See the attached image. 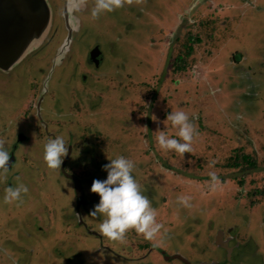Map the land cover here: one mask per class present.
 <instances>
[{
	"label": "rangeland",
	"instance_id": "obj_1",
	"mask_svg": "<svg viewBox=\"0 0 264 264\" xmlns=\"http://www.w3.org/2000/svg\"><path fill=\"white\" fill-rule=\"evenodd\" d=\"M187 1L192 2L191 0ZM93 2L95 3V0ZM129 2H133L135 6L133 8L136 9L131 12L121 11L123 6H127ZM229 2L235 3V7L233 6L225 12L229 16L231 26H227V32L218 38L220 46L216 47L217 51L209 53L206 45L200 46L197 42L195 50L185 61L187 64L183 69L177 70V64H175L179 52L177 45L186 35L182 31L180 33L173 32L178 30L177 22L181 20L180 15L183 16V6L180 0H122L121 7L114 8L111 12L106 11L103 16L98 14L94 19L95 27L83 25L75 34L68 55L70 58L67 57L65 62L67 66L64 69L55 70L56 75L59 74L53 77L55 81L51 85L52 99L47 98L46 104L59 108L61 103L63 107L68 106L70 103L69 86L66 84L65 90L61 89L59 93L57 83L59 80H64L66 75H71L72 71L69 70L75 63V56L83 58L87 54L88 45L98 37L102 53L111 62L110 72L116 74L117 82H122L121 87L127 86L123 90L128 91L134 97L130 101L134 110L130 106L129 110L124 113H129L130 116L133 110L134 114L139 116L138 118L126 117L124 119L127 131L131 133L132 130H135L133 137L127 140L134 144V153H128L135 160L139 159L136 162L133 161L136 168L134 178L141 186L142 194L148 198L152 208L156 210L161 204V199L165 196L168 210L172 212L169 213L170 219L164 218L166 213L163 220L199 219L204 220L205 224L230 220L231 212L238 211L243 219L247 218V220H238L236 223L240 226L239 233L246 234L244 238L250 240L247 247V249L249 248L247 263L263 264L260 255L255 252V248H257L255 243H260L264 237L263 222L260 220L264 218V58L262 53L264 51V0H229ZM206 12L207 10L204 9L202 14H195L192 17L211 19L212 17L205 14ZM55 16V21L62 22L59 10ZM85 16L88 18L89 14ZM164 19L169 20L171 28V31L167 32V37H163L165 33L153 28V22L164 25ZM220 25L223 27L224 22ZM131 26L132 28H130ZM208 27L209 29L206 26L205 32L212 31L211 24ZM197 29L198 26L195 28L187 26L186 31L195 32ZM151 35H154L156 41L161 39L164 47L159 46L158 43V46L153 49V43L150 41ZM169 37L172 40L170 47L166 43ZM204 40L206 41L205 38ZM162 43L160 42L161 45ZM211 48L209 47V49ZM54 50V45L40 47L34 53V59L30 62L27 70L31 64L33 73L38 66L45 69L47 63L46 65L42 64L45 62L43 61L45 58L40 57L51 56ZM232 51L242 55V62L238 63L239 68L235 69L238 70V74L234 79L237 80L239 89L236 93H231L233 89L236 90V87H228L226 84L228 80L226 75L230 73L229 68L226 71L223 68L224 66L234 67L230 58ZM38 58L40 61H36ZM258 58L260 63L257 61ZM215 60L218 62L215 63ZM221 70L224 72H220ZM125 74H130V77ZM220 74L225 77L218 78ZM31 75L28 71L19 72V80H10L11 83L7 85L6 94L1 91L0 128L6 126L7 129L0 131V137L7 133L12 135L18 129L24 132L29 129L30 121L21 122V117H18L16 121L12 122L9 117L13 115L12 108L20 107L27 100L26 87L31 84L28 77L34 76ZM79 79L83 82V77H79ZM80 80L78 81L80 82ZM215 80L217 82H214ZM75 87L72 85L71 89H76ZM18 89L19 92L16 94L18 100L14 99V102H9L8 98L14 97ZM118 91L122 98L118 96L109 103L114 102L113 106L120 111L124 109L128 99L125 98L127 93L117 89V93ZM16 110L22 111L20 108ZM177 110L187 114L194 131L191 152L180 155L168 150L177 156L174 163L176 169L179 170L181 167L180 170L187 172L186 177L190 183L200 178L197 177L198 175L204 176L209 172H214L218 178L216 187L218 185L225 187L226 185L230 187V193L236 195L237 199L243 197V201L248 203L253 198H258L261 204L251 202L247 206L240 205L239 201L231 202L226 195L220 197L221 192L203 196V200L200 196V200H196L197 193L201 189L200 187L196 189V183L184 188L176 186L172 189V181L175 178H168L171 177V174L165 175L164 171H161L162 166L167 167L170 163L150 162L153 158L152 155L158 154L160 148L155 141L150 143L149 139L152 134L156 136L158 131H166L170 136L179 139L175 137L176 129L165 119L168 112ZM102 121L103 127L116 126V130H118L119 122H116L114 117L109 121L106 119ZM111 133L114 134L116 131ZM127 146L124 145L126 148ZM25 147L29 156L35 154L33 146L27 147L24 144L23 148ZM153 147L157 149L154 150ZM107 149L109 151V145ZM135 151H137V155ZM27 153L24 155L25 157H27ZM241 153L246 154L240 155ZM21 154L22 149L18 154L14 170L11 171L14 175L8 171L0 176V239H4L7 249L15 253L14 256L7 255V258H12L9 261L10 264H27L30 261L29 256L31 259H35L38 264H50L48 257L53 254L50 252L53 248L44 250L45 247H42L40 241L38 244L35 238L30 235L20 238V230L13 234L11 230H7V226L13 224L14 228L21 226L23 232H33L36 229L37 217L41 215L39 210L45 209L47 201L45 194L49 190L55 189V193L50 194V197L56 201L57 195L60 193L56 186L65 185V181L58 182L52 179L50 175H54V173L50 169H46L47 167H44L42 163L38 166L31 165L30 159L20 158ZM233 154H236V161L242 163L241 165L230 168L219 165L225 163L227 158ZM250 155L256 160V167L248 165L252 161V158H249ZM140 159L145 161H140ZM139 163L140 166H138ZM146 168L152 170L150 177L142 172ZM100 174L101 169H98L95 178L103 179L104 176ZM185 175L183 174V176ZM194 175H196L195 178L191 177ZM239 179L243 180L242 185L237 182ZM207 181L210 183V180ZM21 183L26 186L27 192L21 193L19 200L5 203L3 201L5 187H14ZM204 189H206L205 186ZM177 196H189L191 198L190 206H182L176 199ZM90 198L94 200L95 204L96 200L91 194ZM219 199H221L220 202ZM155 213L157 214L158 211ZM44 216L42 217L45 220ZM103 218L101 216V220ZM7 220L10 222L8 225ZM88 220L96 224L93 221L95 219L90 217ZM97 223L100 224V222ZM25 224L28 226L27 229L24 228ZM203 227L206 230V225ZM89 249V244L86 247L80 246L81 254L89 253ZM69 251L71 253L68 254L72 257L71 261H68L69 264H97L99 261V254L96 252L88 258L87 262L84 259L81 262L80 256L74 254L75 252H72L71 249ZM61 252L64 251L61 249ZM59 261L60 264H68L64 263L61 257Z\"/></svg>",
	"mask_w": 264,
	"mask_h": 264
},
{
	"label": "flooded vegetation",
	"instance_id": "obj_2",
	"mask_svg": "<svg viewBox=\"0 0 264 264\" xmlns=\"http://www.w3.org/2000/svg\"><path fill=\"white\" fill-rule=\"evenodd\" d=\"M48 1L52 9V22L45 39L39 47L30 51L17 65L11 68V70L8 72L0 71V93L3 91L4 94L7 92V85L11 83L10 80H19V72L24 73L28 71L34 75H31L33 78L28 77L29 83L31 82V84L26 87L27 100L20 107L12 108L13 115L9 117L12 122L16 121L18 117H21V122L30 121L31 125L27 132L18 129L12 133L13 136L11 133H7V135L0 137V146L5 147L9 151L7 166L10 173L14 170L21 149L22 154L20 155V158L30 159V164L33 166H38L42 163V165L46 167L42 159L43 143L55 135H62L65 138L68 151L62 158L59 169H50L54 173V175L51 174L50 176L58 182H60V180L65 181V185L60 184L59 186H56L60 191L57 195L58 198L56 201L50 197V194L55 193V189L53 191L49 190L48 193L45 194L47 200L45 203V209L42 211L39 210V214L42 216L45 215V220L39 215L37 217L38 220H36V229L33 230V232L25 231V233L21 230L23 229L21 226L20 228H17V226L14 228V225L9 224L10 222H8V220L7 225H9L7 226V230H11L13 234H16L20 230V238L24 235H30L35 238L36 242H41L42 247H45L44 250L53 248L50 250L53 254L48 257L49 262L53 264H60V257L64 263L69 264L68 261H71L72 259L70 254H68L71 253L69 249H71L72 252H75L74 254L78 255V257L80 256L81 262L84 260L87 262L88 258L96 252V254H99V261L102 259V264H249L247 263V250H249L247 247L250 240L244 238L246 234L239 233L240 226L236 224L238 220H247V218L243 219L238 211H232L230 214L232 215V218L230 220L217 221L216 223L211 222L205 224L204 220L199 219L163 220L162 218L166 213L168 216L166 215L164 218L170 219L169 213L172 212L168 210L165 196L161 199L159 207L156 208V210L154 209L155 212L158 211L155 215V220L160 223L162 227L153 240L144 239L142 234L136 233L133 229L127 230L124 239L120 241L110 240L107 237L100 235L97 229V225H99L97 222L102 221L100 214H97L96 217L87 215L89 209L94 205V200H91L90 194L96 200L95 202L98 201V196L95 193L89 192L88 189L92 179L95 178L96 171L101 169V164L107 162V158H114L117 155H122L136 162L137 159L135 160V158L129 156L128 153L133 152L135 146L133 143L127 141L133 137L135 130H132L131 133L128 132V129L124 125V119L126 117L138 118L139 116L134 114L133 105H130L133 96L128 91L123 90L127 88V86L121 87L122 82H117L116 79L118 78L116 74L110 72L111 62L102 53L101 43L98 37L93 39L88 45V49L86 48L87 54L83 58H81V56H75V63L69 70L72 71L71 75H66L64 80H59L57 83L59 93L61 89L63 91L65 90L66 84L69 86L68 94L70 96V103L68 106L63 107L61 103L60 108L56 106V109V107L52 105L48 106L46 104L47 98L52 99L51 85L55 81L53 77L59 74L57 73L56 75L55 70L58 68L61 70L67 66L65 62L69 55L73 38L75 34L79 32L74 31L70 35V47L69 49L68 46L66 48L67 41L69 40H64L67 36L68 30L64 27L62 17V22L55 21V14H57L58 10L61 14L64 2L63 0ZM191 1L192 2L189 3L187 0H180L183 6V16L180 15L181 20L180 22H177L178 30L173 32L180 33L182 31L183 34L196 36L199 38L197 42L200 46L206 45L209 53L217 51L216 47L220 46L218 38L227 32V26H231L229 16H227L225 12L233 6L235 7V3L233 4L232 2H229V0ZM85 4L86 6L84 10L73 8L74 14L80 18L79 30L83 25L95 27V20L93 18L90 19V15L88 18L85 16L86 14H89L90 9L95 3L93 0H85ZM133 7H135L133 2H129L127 6H123L121 11L126 10V12H131L133 9H136ZM204 9L207 10L205 14L212 17L209 19L210 21L208 23L211 24L212 32L217 37V45L211 44L214 40L210 43L209 41L206 42L204 40L205 33L203 34V32L206 30L204 23L205 18L200 19L198 17H192L195 14H202ZM105 12L99 14L103 16ZM164 22V25L153 22V28L161 33H165V35L163 34V37H167V32L171 31V28L168 19H164ZM223 22L224 25L221 27L222 25L220 24H223ZM210 24L208 26H210ZM214 24L216 26H213ZM187 26H190V28L191 26L194 28L198 26V29L195 32H191V30L186 31ZM208 26L207 29H209ZM130 28H132V26ZM150 38L151 43H153V49L158 46V43L159 46L164 47L162 41H160L161 39L156 41L154 35H151ZM166 43H168L169 47L172 45L170 37ZM62 44H64L63 47ZM43 45H54V53L51 56L45 55L46 57H40L42 59L45 58V60H43L45 62H42V64L46 65L47 63V65L45 69L38 66L33 73L31 69L32 64L29 70H27V68L32 59H34V53H36V51ZM60 46L64 48L63 51L60 50ZM209 47L212 48L209 49ZM231 53V63H234V67L230 68L229 66H224L223 68L225 69L224 71L229 68L230 73L226 75L228 77L226 84L228 87H236V90L233 89L231 92L236 93L239 89L237 80L234 79L238 74V70L235 69L239 68L238 63L242 62V55H239L238 52L234 51ZM262 53L264 58V51ZM61 54H63V56H61ZM59 56H61V58ZM259 58L257 61L260 63ZM36 61H40V59L38 58ZM216 62L218 61L215 60V63ZM224 71L221 70L220 72ZM37 74L38 76L36 78ZM125 75L130 77V74ZM221 75L222 74H220L218 78L225 77ZM79 77H83V82ZM78 80H80V82ZM148 80H150V78H148ZM233 80L236 81L234 82ZM223 81L225 83V80ZM101 82H103V84H101ZM214 82L217 81L215 80ZM72 85L76 86V89H71ZM117 89L121 90L123 93H127L125 98L128 99L127 102H125L124 109H121L120 111L119 109L116 110L117 108L113 106L114 102L109 103L118 96L122 98L119 91L117 93ZM17 92H19V89L15 92L14 97L10 96L8 98L9 102H14V99L18 100V96H16ZM63 94L61 96L59 95L61 101L63 99ZM130 106L133 110L129 116V113H124L129 110ZM17 108L22 109V111L16 110ZM113 117L116 122H119L118 130H116V126L103 127L104 124L102 120L106 119L109 121ZM6 129V126H4L3 128H0V131ZM114 131H116V133L112 134L111 132ZM153 133L155 132L153 131ZM149 140L150 143L155 141V135L152 134V137ZM24 144L27 147H34L35 154L33 156L28 155L26 147L23 148ZM108 145L110 147L109 151L107 149ZM124 145H128L127 148L124 147ZM153 149L156 150L157 148L153 147ZM135 152L137 155V151ZM143 152L145 153V151ZM26 153L27 157L24 156ZM243 154L246 153H241L240 155ZM174 155L173 152L170 153L168 150L158 149V154H153V158L150 160V162L164 161L165 163H170L167 167L162 166L161 171H164L165 175L168 173L171 174V177L168 178H175L174 181H172V189L176 186L184 188L196 183V189H199V187L201 188L200 192L197 193L196 200H200V196L203 200V196L206 197V195L221 192L220 197L226 195L230 198L231 202L236 203L239 201L240 205L247 206L251 204V202L261 204L258 198H253V200H250L248 203L243 201V197H238L237 199L236 195L230 193V187L226 185L225 187H222L221 185L211 187L209 181H207L209 180L208 175H198L197 177L200 178L190 183L186 177L188 175L187 172L180 170L181 167L179 170L176 169L174 163L176 162L177 156ZM140 161L145 160L140 159ZM254 162V165L253 163L250 164V162L248 165L256 167L257 164L255 159ZM179 164H181L180 161ZM241 164L242 163L236 161V154H233L230 158H227L225 163L219 165L221 167L230 168L237 167ZM138 166H140V163ZM174 166L175 168H173ZM134 171H136L135 165L132 171V174L135 177ZM151 171V168H146L142 172L146 173V175L148 174L147 177H150ZM105 174L106 173L101 170L100 175L105 176ZM183 174L186 175L183 176ZM195 176L196 175L191 177L195 178ZM237 182L241 185L243 184V180L241 179L237 180ZM204 186L206 189H204ZM218 201L220 202L221 199ZM90 217L95 219L93 221L97 225L92 223L91 220H88ZM260 220H262L264 228V218H261ZM204 225H206V230L203 227ZM24 228L27 229L28 226L25 224ZM263 238L260 243H255L257 246L255 252L260 255V260L264 264ZM40 242H38V244H40ZM5 243L6 241L4 239H0V264H10L9 261L12 260V258H7V255L14 256L15 254L13 251L7 249ZM87 244H89L90 252L87 254H81L80 246L86 247ZM61 249L64 252H61ZM67 249L68 251H66ZM29 258L30 261L27 264H38L35 259H31V256H29Z\"/></svg>",
	"mask_w": 264,
	"mask_h": 264
},
{
	"label": "clouds",
	"instance_id": "obj_3",
	"mask_svg": "<svg viewBox=\"0 0 264 264\" xmlns=\"http://www.w3.org/2000/svg\"><path fill=\"white\" fill-rule=\"evenodd\" d=\"M121 5L122 0H95L89 15L95 19L99 13L111 12ZM165 119L176 129L175 137L179 139L170 136L166 131H158L155 143L161 150H172L180 155L191 152L194 130L187 114L181 110L170 111ZM42 149V159L46 167L59 169L62 158L68 151L65 138L62 135H55L43 143ZM8 159L9 151L0 146V176L8 171ZM100 168L106 174L103 179L93 178L91 181L88 190L98 196V201L87 214L91 217H96L97 214L104 217L98 225L100 235L120 241L124 239L127 230L133 229L136 233L142 234L144 239L153 240L162 225L156 222L155 210L148 198L142 194L141 186L132 174L133 161L117 155L114 158H107V162L101 164ZM208 176L210 186L215 187L218 180L216 174L209 172ZM24 192H27V188L22 183L14 187L6 186L3 201L7 203L19 200L21 193ZM176 199L182 206H190L189 196H177ZM97 264H102V259Z\"/></svg>",
	"mask_w": 264,
	"mask_h": 264
},
{
	"label": "water",
	"instance_id": "obj_4",
	"mask_svg": "<svg viewBox=\"0 0 264 264\" xmlns=\"http://www.w3.org/2000/svg\"><path fill=\"white\" fill-rule=\"evenodd\" d=\"M63 2L60 15L68 30L64 41L69 40L66 44L69 49L70 35L80 27V18L74 14L73 8L84 10L86 4L85 0ZM51 22L52 9L48 0H0V71L8 72L30 51L39 47L49 32ZM62 47L61 51L64 50Z\"/></svg>",
	"mask_w": 264,
	"mask_h": 264
},
{
	"label": "trees",
	"instance_id": "obj_5",
	"mask_svg": "<svg viewBox=\"0 0 264 264\" xmlns=\"http://www.w3.org/2000/svg\"><path fill=\"white\" fill-rule=\"evenodd\" d=\"M210 20L209 19H205V25L208 26L210 23H208ZM206 41H209V43L213 41V43L211 44H218V40L217 37L213 34V32L211 30H208L207 32H205V37ZM198 37L196 36H191V35H185V37L183 38V40L178 43V54H177V62H175V64H177V70L183 69L185 64H187L185 61L187 59V57L191 56V52H193L195 50V45L198 41ZM198 45H200L198 43ZM181 52H183L181 54ZM189 53V54H188ZM191 63V61H190ZM249 158H252V161H250V164L253 163L254 165V158L252 156H250Z\"/></svg>",
	"mask_w": 264,
	"mask_h": 264
}]
</instances>
